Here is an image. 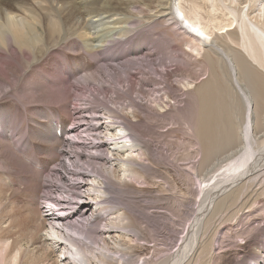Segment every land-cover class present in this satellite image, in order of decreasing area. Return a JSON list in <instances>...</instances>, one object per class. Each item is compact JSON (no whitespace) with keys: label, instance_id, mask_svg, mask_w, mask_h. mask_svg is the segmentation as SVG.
Returning <instances> with one entry per match:
<instances>
[{"label":"bare ground","instance_id":"obj_1","mask_svg":"<svg viewBox=\"0 0 264 264\" xmlns=\"http://www.w3.org/2000/svg\"><path fill=\"white\" fill-rule=\"evenodd\" d=\"M134 3L140 4V8L144 7L146 10H149L148 15L145 16L149 20H163L168 22L170 26L178 22L183 28H185V22L189 29L200 35L195 36L193 33L183 30V34H187L189 39L193 40V42L196 41L198 45L196 46L195 44L193 46L190 42L191 44H187V48L191 52V54H188V57H192V54L197 57L195 59L198 62L196 66L199 67L201 73L189 68V59L187 61L186 59L179 58L180 55L176 53L177 49H175L176 45L171 43L172 41H168L169 37L167 35L160 34L162 36H159L160 38L157 36L155 39L153 36L150 37L151 51L146 47H137L136 45L134 51L135 54L140 53L139 55L146 51L144 52L147 53L145 58L151 57L153 54L152 50H156L155 54L161 53L163 55L161 57L162 62L154 64V61H151L148 65H158V67H163V70H158V67H148L146 70L152 76L161 73L164 79L168 77L164 76V74L168 75L164 66L177 60L179 65L182 66V68L178 69V72H180L178 75L182 78L176 82V85H182L186 90L193 88L196 93L198 99L196 122L194 125H190L188 122L184 123L187 128H194L196 144L192 146H198V152L195 149L196 153L187 160L192 159L193 161L196 156L200 155V158L192 163L194 167H191V171H195L196 177L200 175L198 179L200 185L198 194L200 197L196 203L197 206L191 209L194 215L192 213L188 214V210L183 209H179L177 214L171 212V215L177 217L176 220H179V218L183 220V227L186 230L185 235L181 237L179 247L173 253L154 259L153 257H156L159 252L152 254L151 257H147L146 254V257L144 256L143 258H141L139 253L134 252L135 250H133L132 246L136 245L137 249H143V246L139 245V241L142 240L153 242V246L155 247L157 238L156 235H152V230L148 226H154V214L158 212L152 211V216L149 214L147 216H140L136 212V208H134L136 203L122 198V200H118L120 204L108 207L107 203L109 201L106 198L110 194L121 195L129 193L126 189V187H130L125 182L127 180L133 181L137 185L149 184L148 180L146 181L145 179V175L151 176L155 173H152L153 168L143 162L155 156L156 153L151 151L149 142L145 141L146 138L143 139L145 129H141L142 127L139 125L140 119H136L142 110L135 103L139 101H135V99L143 96L141 98L143 100L146 97L147 102L145 104L150 110L154 109V104L160 110H163L165 106L168 107L170 105L166 101H163L164 105L159 102L164 98L168 100L172 96L171 90L173 88L168 82V90L159 97H153L154 94L144 92V90L140 91V88H138V86L141 87L145 79L143 81L142 78H139L140 81L138 80L139 82L132 86V82L134 83L135 81V79L133 80L135 74H130L128 70L132 67H128V69L123 70L121 73L115 72V74H112L109 72L106 75L107 78L116 75L121 83L124 82L122 88H116L112 80H108L105 77L110 82L109 85L114 86L112 88L113 93L126 92L127 90L130 92L129 99H125L128 104L121 105L119 108H121V111L129 109L130 116L135 120L131 121L127 118H121V121L117 123L113 119L118 116H114L116 111L111 107H107V105L104 107L103 110L108 116L104 120L97 119L95 128H92L93 132L100 134V137H98L99 140L96 143H93L91 149H93L94 145V149L101 148L102 150V147H107L106 150L110 153V157L103 154L99 155L98 153L94 157L97 160L96 163H98L94 169L92 168L90 171L86 169L87 172H77L79 178L82 180V182L75 184L77 192L79 191L78 197H80L81 202L72 203L69 198H61L60 200L54 196L52 197V192L48 194V197H46L47 194H44L45 197L43 198H52L48 201L52 205L40 206V209L47 208L43 211L39 209L38 211H33L31 209L35 213H31V217L30 215L29 217L31 219L32 216L35 217V223L30 224V218H27V216L26 219L24 216L23 218L20 217L21 219L19 218V220L16 219L18 222L15 221V217L13 219V216H16L18 213L9 215L8 211L13 213L15 210H13L10 204L4 205L0 196V221L4 217L9 219L7 228L4 231L18 226L19 235L24 237L35 228V231L39 230L40 237L46 243L41 257H38L39 259L36 256H21V259L26 260L25 264H34V260L47 259L51 253H54L56 264H190V258H194L196 254L198 257L195 258V262L197 263L201 259L199 256L206 251L209 245L204 241L206 240V227L212 224L216 216H220L227 211H234L233 213L230 212V216L236 217L235 214L241 211L238 215L239 217L243 216L247 219L253 216L252 218L257 223L264 221L263 218L257 217L259 215L258 209L264 206V200H262L264 198V0H0V91L8 88L9 90L6 89L5 93L12 92L14 100L11 101L12 104L9 102L8 106L0 104V152H5V165L15 170L21 177L25 172L30 171L21 160L22 157L28 158L30 156V154L26 155L28 150L21 151L23 156L16 154L12 148L13 144L8 140L12 138L13 134H11L10 129L8 131L4 130L5 124L9 125L8 128L10 126L13 127L14 123L9 119L16 114L13 108L16 106L14 102L27 105V102L29 103L28 100L56 99L59 106L62 107V110L58 111V113L66 116L65 107L63 104L61 105L63 100L61 97L64 94L67 95V91L64 88L65 83L62 79L59 82V79L55 78V72L62 69L63 75L67 76L74 69L79 70L86 65L90 68L92 64L87 59L82 61L83 58L79 59L80 57H74L75 55L70 56L66 54L65 51L67 50L65 49H69L70 51L83 50L84 53L90 55V61L94 59L95 62L106 60L117 62L119 60L118 55L120 54L108 51V49H111L113 44L118 41L120 44L126 43V40L131 41L130 37L133 38L132 36L138 34V27L130 26L134 22L133 18L136 17L132 13L136 9ZM151 4L154 5L151 6ZM142 31L144 32V30ZM186 41L188 42L189 40ZM163 48H165V52H163ZM125 50L123 49L121 52H125ZM103 51L107 53H102ZM164 59H166L165 63ZM174 65L175 68L178 66L176 62ZM141 67L146 68L147 65H142ZM48 68L55 71H53L51 81L48 83L44 80L40 81L35 75L30 78L27 84H22L17 80L19 78V76L17 77L19 74L18 69L21 72L25 70L26 73H30L32 70L44 71ZM199 69L196 68V70ZM164 70L165 72H163ZM206 73L208 75L206 80L201 81L196 86L195 81L202 74ZM174 75L176 76V74ZM92 79L93 82L97 81L91 88L88 84L81 83L79 85L80 87L83 86L81 87L83 90H87L83 94L88 92L89 95H94L93 91L102 88L103 80L101 79L100 72L93 75ZM159 91L155 90V92ZM19 93L28 99L21 100ZM101 94L102 92H100ZM168 94H170V97ZM114 105H116V102H114ZM144 110L148 112L146 116L151 118L149 114H152V112L146 110V108ZM50 118L52 119L53 117L50 116ZM81 127L80 123L79 125L64 126V132L66 134L70 133V140L65 146L66 149L62 150L66 153L68 157L66 159L69 163L65 161L60 165L64 167L65 175L69 173V166L75 167L73 163L75 160L73 162L70 160L78 157L77 148L81 144L74 140V135L72 134H75ZM20 132L22 131L20 130ZM15 136L18 141L23 138L21 134H16ZM52 139L55 141V138ZM48 145L47 153L51 152L52 148L50 143ZM75 147L76 149H74ZM54 153L47 155L48 157L50 155L53 157ZM35 158L37 159V157ZM157 158L161 157L158 156ZM38 160L40 159L38 158ZM116 164H120L121 174L118 173L119 169L116 170ZM88 167L91 168V165ZM60 168H55L57 169L55 171V178L58 181L62 180L65 190L68 191L67 189L72 188L71 184H69L68 178L65 179L66 176L63 175L64 173H62L63 171ZM134 168L137 170H134ZM37 172L35 170L34 172L31 171L32 177L26 178V180H30H27L26 183L28 181L31 182L30 188L33 192L41 189L45 185L44 182H49L50 186L57 187L59 182H55L54 177L50 180H41L39 182L38 177L35 176L36 178H34L33 176ZM9 173L11 172L7 169L6 175ZM187 176L190 175L188 174ZM112 178L116 179L119 185L114 183L111 180ZM0 179L2 181L0 182V195L6 194L11 196L15 191L19 190L18 187H10L13 183V181L10 182V179ZM23 179L25 178H19V181ZM88 179L90 180V184L86 181ZM6 183H10V185H6ZM154 183L156 184L157 181ZM167 183V181L163 182V184ZM64 185H59L58 187L62 190ZM131 188L132 190L135 189L134 187ZM65 190L64 193H66ZM140 191H142V187H140ZM53 205L60 207L64 205V207L55 210L52 208ZM66 205L73 206L69 212H65L69 209ZM122 208L124 210L117 213V210ZM24 210L30 211L28 208ZM47 211L50 213H46ZM78 218H82L85 222H81V219L79 220ZM38 220H42L46 224L45 227H42L38 223ZM182 220L179 221L181 222ZM102 222H104L103 225H101ZM134 222L142 223V228L148 230L146 237H141L140 232H142V229L134 226ZM93 224H96V227H93ZM249 224L251 225V223ZM221 225L217 229L223 232L224 227ZM87 226H89L88 231L86 230ZM263 226V229L258 230L259 234H256V238L252 237L255 239L252 243L256 241V244L253 243L255 251L249 257L255 256V261L264 264ZM248 228L251 229L250 227ZM115 229L121 230L124 238H126L127 241L123 239V244H110L111 242L106 239V236ZM252 229L255 230L256 228L252 227ZM216 232L219 231L216 230ZM207 236L209 237V235ZM109 238L112 239V237ZM31 239L36 240L35 236H32ZM213 240L212 238V242ZM209 246L212 245L210 244ZM154 247H149L150 249L153 248V253L154 250L157 251ZM210 248L212 249V247ZM15 249L17 250L15 251ZM19 249L14 244L7 245L4 237L0 239V264H18L19 260L17 261L16 259V252ZM47 249L50 251L49 253ZM221 253L223 255V252ZM249 257L246 263L250 261Z\"/></svg>","mask_w":264,"mask_h":264},{"label":"rangeland","instance_id":"obj_2","mask_svg":"<svg viewBox=\"0 0 264 264\" xmlns=\"http://www.w3.org/2000/svg\"><path fill=\"white\" fill-rule=\"evenodd\" d=\"M134 5L136 6V9L133 10L132 13H134L133 15L136 16L138 19L136 17L135 18L137 20L135 18H133L134 22L131 23L130 26L136 27V28L138 27V29H137L138 34L132 36L133 38L130 37L131 41L126 40V43H122V44H120V42L118 41V42H116L117 44L116 43L113 44L114 48L112 46L111 49H108V51L110 50V51H113L115 53L120 54V55H118L119 60H117V62L111 61V60H106V61H102V62L101 61L95 62L94 59H91V61H90V59H89L90 55L88 53H84L83 50L77 49L76 51H70L69 49H65V50H67V51H65L66 54H68L70 56L75 55L74 57H77V58L80 57L79 59L83 58L82 61L87 59V61L89 63H91L92 66H90V68L88 67V65L81 67V68L79 67L80 68L79 70L74 69L71 71L72 73L70 72L69 75H67V76L63 75L62 69L56 70V72L50 68L45 69L44 71H36V70L33 71L32 70L30 72L31 74L26 73L25 70H23L21 72V70L18 69L19 74L17 75V77L19 76V78L17 80L19 82H21L22 84L23 83L27 84L33 75L37 76L38 79H40V81L44 80L48 83L49 81H51V75L54 72L56 74L55 78H58L59 82H60V79H62V81L65 83L64 88L67 91V92L65 91L67 93V95L64 94L61 97V99H63L62 102L65 103L64 104L61 102V105L63 104V106L65 107L66 114L68 112L70 113V116H72L71 118L73 119L74 123H77L78 125L80 123V125H82V127L75 133L76 135L72 134V135H74V140L81 145H79L77 148L78 157L70 160L71 162H73L75 160L73 162L75 167L72 168V166L70 167L69 164H67V166H69V168H70V170H68L69 171L68 175L67 174L65 175L64 167L59 166V168L61 167L60 170L63 171L62 173H64L63 175L66 176L65 179H67V178L69 179V184H71L72 188H69V189H67L68 191H66L64 182L62 180L58 181L55 178V174H54L53 176L50 175L51 176L50 178L44 177V178H38V180H39V182H41V180H50L51 178L54 177L55 182H59L57 187L50 186V183L48 182L47 183L48 186L44 185L41 189H38V191L33 192V190L30 188L31 182H29L30 181L29 179H27L29 181L26 183V181H27L26 178L32 177L31 171H33V172H34V170L38 171L36 166L33 165L32 162L34 160L37 161L39 158L40 159L39 161L43 165H47L48 164L47 162H49L50 159L53 158V157H51V155H50V157H48L47 154L53 153L55 151L56 152L58 151L59 153H61L62 150L66 149L65 147H63V149L59 148L56 150L57 142H56V140L54 141L52 139L53 138L51 136L52 133H50L51 128L49 127V125H47V123H49V124L53 123L54 122L53 119H56L58 117L61 118L59 120L63 121V120H65L66 116H62L60 113H58V111L62 110V107L59 106L56 99H54L55 101L51 98H45L44 100L36 99L35 101L28 100L30 104L27 102V105H24V103L23 104L21 103L22 104L21 105L19 102L15 101L14 103H16V104H14V105H16V106L13 108H14V113H16V114L13 115L9 119V120H12V123H14L13 127L10 126V128H8L9 125L5 124L4 130L5 131H8V129L11 130V134H13V135H12V138H9L8 140L11 141V143L13 144L12 148L14 149L16 154L23 156L21 151L22 150L23 151L28 150V153L26 152L27 153L26 155L30 154V156L28 158L22 157L21 160L29 168L30 171L25 172L24 175H22V177L25 179L19 181V178H22V177L20 175H18L15 170L10 169L5 165L6 164V163H4V161L6 159V157L4 156L5 152L2 153V151H1L0 152L1 153L0 154V174H1L0 178L10 179V182L13 181V183L10 187L11 188H17L18 187L19 190L15 191V193L12 194L13 196L11 195L12 197L8 196L6 194L0 195V196L2 198V202L4 203V205L10 204L13 207V210L16 211V213H15V211L13 213L8 211V213H10L9 215H15L18 213L16 216H13V219L15 217L14 220L17 222H18L20 217L23 218L25 216L24 218L26 219V216L28 218L31 213H35V212H32L31 209H33V211H38V209L43 211V210H46L47 208L40 209V206L52 205V204H49V202H48L52 198L46 199L47 205L42 203V202H44L43 197H45L46 194H47L46 197H48V194H50L51 192H52L51 193L52 197L54 196L60 200H61V198H69L72 201V203L81 202L80 197H78L79 191L77 192V187L75 184L82 182V180L79 178V174L77 172L78 171L79 172L80 171L87 172L86 169H88L89 171L92 168L94 169L96 164H98V163H96L97 160L94 157H96V155L98 153H99V155L103 154L105 156L108 155L110 157V153L108 152V150H106L107 147H102V150H101V148L94 149V146H95L94 145L93 149H91L93 143H96L99 140L98 137H100V134H97V132L96 133L93 132L92 128L93 129L95 128V123H96L97 119L98 120H104V118L108 116V114H105V111L103 110L104 107L107 105V107H111L112 109H114V111H116L114 113L115 114L114 116H116V115H118V116H116V118H113V119L117 123H119L121 121L120 120L121 118H123V119L127 118L131 121L135 120L134 118H132L130 116L131 114H130L129 109L121 111V108H119L121 105L128 104V102L125 99H127V100L129 99L130 92H128V90H127L126 92L113 93L112 88H114V86L109 85L110 82H108V80H112V82L114 83L116 88H122V84H124V82L121 83L119 81V79L116 77V75L113 77H110V78H107L106 75H108L109 72L112 74H115V72L121 73L123 70L128 69V67H132V68L128 69L130 71L129 72L130 74L131 73L135 74L133 76V80L135 79V81H134V83L132 82V86H134L135 83L139 82L141 78L143 79V81L145 79V81L142 82L141 87L138 85H136V86H138V88H140V91L144 90V92H150V94H154L153 97L154 96L159 97L164 92H166V90H168L167 85L169 82L173 88L172 90L171 89L170 90L172 91V96H174L173 97L174 99L172 98V96L170 97V94H168L170 97V98H168V100L166 98L162 99V101L159 102L160 104L164 105L163 101H166V103L170 105L168 107L165 106L163 108V110H160V108L156 104H154L155 105L154 109L150 110V108H148V106H146V104H145L147 102L146 97L143 98V100H141V98L143 96L135 99V101L136 100L139 101V102H135V103H137L138 106H140L139 109L142 110L141 112H139L140 114H138V117L136 119H140L139 125H141V127H142L141 129H143V130L145 129L143 132V139L146 138L145 141L149 142L148 143L150 146L149 148L151 149L152 152L154 151L153 153H156L155 156L149 158V160H146L143 163L147 164L151 168H153L152 173H155V174H152L151 176L145 175L146 181L148 180L147 182H149L148 185H144V184L137 185V184H134L133 181L127 180L125 182L130 187L129 188L126 187V189L129 193H124L121 195L110 194V196L108 195L107 196L108 198H106L109 201L107 203L108 207H112V205L120 204V202H118V200H122V198H126V200H130L129 202L136 203V205H138V206L134 205V208H136V212H138V214L140 216H142V215L147 216L148 214L150 216H152L151 215L152 211L158 212V213H155L156 215L154 214V219H155L154 226H148V228H150V230H152V235H156L157 240H156L155 247L153 246L154 245L153 242H147L144 240L139 241V245L143 246L142 250H140L139 248L137 249L136 245L132 246L133 250H135L134 252L139 253L141 255V258H143L146 254H147L146 255L147 257H149V256L151 257L152 254L159 252L156 257H153L155 259V258H159V257H164L167 254L173 253V251H176L177 248L179 247L180 243H181V237H183L186 233L185 232L186 230L183 227V223H184L183 220L181 218H179V220H182L181 222L179 220H176L177 217L171 215V212L177 214L178 213L177 211L179 209H183V210H188V212H187L188 214L192 213V215H194L191 209H193L197 206L196 203L200 197V195L198 194L199 188H200L198 179H199L200 175L198 177H196V175L194 174L195 171L194 172L191 171V167H194L192 165V163L196 162L200 158V155L196 156V158L193 159V161H192V159L187 160L193 154H195L196 151L198 152V149H197L198 146L197 145L192 146L193 144H196V136H195V133L193 131L194 128L193 127H191L192 129L187 128L186 124H184L185 122L190 123V125L195 124L196 115H197L196 105H197L198 99H197L196 93L194 92L193 88L186 90L185 88L182 87V85L181 86H179L178 84L176 85V82L182 78L181 76L178 75V74H180V72H178L179 71L178 69L180 67L182 68V66L179 65L177 60H174L173 63H170L167 66H164V68L167 70L166 72L168 73V75L164 74V76H168L167 78H165V79L162 78L161 73L154 74V76H152V74H150V72H148V70H146V69H148V67H151V68L152 67H158V65H154V66L151 65L150 66V65H148V63H150L151 61H154L153 62L154 64H158L159 62H162L161 57L163 55L159 52L158 53L156 52L157 54H155L154 52L156 50L155 51L152 50L153 54L151 55V57L145 58L147 53H144V52H146V51L141 53V55H139L140 53H138V54L136 53L137 54L136 55L134 53V51L136 49L135 47L136 46L137 47L142 46L143 48L146 47L148 50H150L152 48V46L149 42L151 40L150 37L153 36V38L155 39V37L157 38V36H158V38H160L159 36H162V35L166 36L167 35L169 37L168 41H172L171 43L176 45L175 49H177L176 53L180 55L179 58H181L183 60L186 59L187 61L189 59V68H191V70H193V71H198V73H201V71H200L199 67L196 66L198 62H196L195 59L197 57L194 56V54H192L193 55L192 57H188V54H191V52L187 48V44L192 43L191 45L195 46L196 41L193 42V40L189 39V36L187 34L186 35L183 34L184 33L183 30L185 28L181 27L180 23L178 24V22H177V24H173L170 26L168 22L163 21V20H159V19H157L156 21H152L151 19L149 20L145 17L146 15H148L149 10H146L144 7H142L143 9L140 8L139 7L140 4L138 5V4L134 3ZM153 5L154 4H151V6H153ZM184 6H186V5H184ZM139 18H140V20H139ZM140 30L141 31L144 30V32L143 31L141 32ZM160 34H162V35H160ZM186 40H189V41L187 42ZM129 42H131V43H129ZM131 45H132V47H131ZM196 46H198V45L196 44ZM119 47H121V49H119ZM123 49H126L125 52H121ZM164 49L165 48H163L162 50H164ZM119 50L121 53L119 52ZM106 51H103L102 53H107ZM163 52H165V50ZM76 54H78V55H76ZM139 58H140V60H139ZM144 60H145V62H144ZM92 61H94V62H92ZM165 61H166V59H164V63H165ZM123 62H124V64H123ZM134 62H137V63H134ZM175 62H176V64H178V66H176V68L174 65ZM199 63H201V62H199ZM142 65L143 66L147 65V67L142 68L141 67ZM162 68L158 67V70H163ZM196 68H198L199 70H196ZM136 70H138V71H136ZM168 71H170V72H168ZM97 72H100L101 79L103 80L102 88L96 89L95 90L96 92L93 91L94 95H89L88 92H86V94H83L86 89L84 88L85 90H83V88H81L83 86L80 87L79 85L81 83L85 84V85L88 84L89 87L91 88L93 84H96L95 82L97 80L95 82H93L92 76L95 75ZM163 72H165V70ZM174 74H176V76ZM88 75H90V76H88ZM148 75L150 76V78ZM118 76H120V75H118ZM207 76H208L207 73L202 74L195 81L196 86L201 81H205ZM62 77H64V78H62ZM105 77L108 80H106ZM53 79H54V77H53ZM153 79H154V81H153ZM112 82H111V84H113ZM118 84H120V85H118ZM147 84L150 86H148ZM48 86H49V84H48ZM123 88H124V90H126L125 87H123ZM6 89H8V88H5L4 91H0V104L8 106L11 103V101H14V100L12 98L13 93L12 92L5 93L7 91ZM155 90H160V91L155 92ZM100 92H102L101 95H100ZM19 94H20L21 100H24V99L27 100L28 99L25 96H23V94H21V93H19ZM95 95H96V97H95ZM66 96H67V99L65 100ZM134 96H136V95L134 94ZM104 98H107V99H104ZM110 98H112V100H110ZM169 99H170V101H169ZM70 102H72V104L74 105L73 108H75L73 112L69 111V110L67 111V109H66V105H68V103H70ZM114 102H116V105H114ZM17 104H19V105H17ZM21 106H22V108H21ZM100 106H102V107H100ZM25 107H27V108H25ZM144 108H146V110H150V112H152V114H149V116H151V118H148L146 116V114H148V112H146L144 110ZM29 112H30V114H29ZM50 116H52L53 118L51 119ZM65 122H67V119ZM77 124H75V125H77ZM146 124H147V126H146ZM20 130L22 132H20ZM86 131H88V132H86ZM17 132L19 134L23 135V138L20 141H18L17 137L15 136L16 134L19 135ZM87 133H89V134H87ZM25 135H26V137H25ZM45 136H47L48 138L47 137L44 138ZM82 137H83V139H82ZM10 139H12V140H10ZM28 139H30V140H28ZM41 139L42 140L44 139V140L42 141ZM48 139H50V140H48ZM49 143H50V146L52 145L51 146L52 148H51V152L49 151V153H47V147L49 146L48 145ZM190 144H191V146H190ZM14 146H16V147H14ZM59 146H61V144H59ZM60 149H61V151H59ZM74 149H76V147ZM189 149H191V150H189ZM195 149H196V151H195ZM158 156H160L161 158H157ZM35 157H37V159ZM66 157L67 156H65V161H66V163H69L67 161ZM62 158L63 157L60 158V162H61V160H63ZM87 158H89V159H87ZM41 163L39 164L40 167H41ZM140 164H141V161H140ZM90 165H91V168L88 167ZM49 166H51V165H49ZM67 166H66V168H67ZM120 168H121L120 164H116V170L119 169V171H118L119 174H121ZM7 169H9L11 173L6 175ZM48 169H49V167H48ZM78 169H80V170H78ZM185 169H187V170H185ZM134 170H137V169L134 168ZM37 173L33 175L34 178H36L35 176L38 177ZM186 173H187V175L189 174L190 176H187ZM90 174H92V173H90ZM89 179L86 180L88 182V184H90ZM100 180H102V179L100 178ZM111 180L114 183H116L117 185H119V182L116 179L112 178ZM191 180H192V183H191ZM155 181H157L156 184L154 183ZM166 181L168 182L167 183L168 185L163 184V182H166ZM0 182H2L1 179H0ZM6 185H10V183L9 184L6 183ZM59 185H64L63 189L66 191V193H64L63 189L61 190V188L58 187ZM131 187H134L136 189V191H135V189L132 190ZM140 187H142V191H140ZM70 191H71V193H70ZM136 192H139V193H136ZM8 197H11V198H8ZM53 199L56 200L55 198H53ZM262 200H264V198ZM258 206H260V205H258ZM12 207H10V208H12ZM52 207L59 209V208H63L64 205H62L61 207L53 205ZM66 207L69 209L66 210L65 212H69L71 207H73V206L72 205L71 206L66 205ZM131 207H133V206H131ZM27 208L30 209V211L27 210ZM261 208L258 209L259 213L258 212L257 213L259 215H257V217L258 218L260 217V219L263 218V220H264V206ZM24 209H26L28 212L25 211ZM123 210H124V208L117 210V213L122 212ZM140 210H141V214H140ZM114 211H116V210H114ZM125 212L128 213L126 210H125ZM230 212L231 211H227V212L221 214L220 216H216L214 218V220L212 221V224L210 226L206 227L207 228L206 235H205L206 240H204V241L206 242L207 245L211 244L212 246L208 245V248L212 247V249L206 248V251L202 255L199 256L201 258L200 262H197V263L195 262V258L198 257V256H196L197 254L195 255L194 258H190V264H200V263H202V264H263L261 262L258 263L257 261H255L254 260L255 256L252 258H250L249 256H250V254L253 253V251H255V248L253 247V245L256 244V241L253 242L254 244L252 243V241L255 240L253 238H256V236L259 234L258 230L263 229L262 226L264 225L263 224L264 221L261 223L258 222L259 223L258 224L252 218L253 216L248 217L247 219L243 216L239 217L238 215L241 212V211H239L237 214H235L236 217H234L232 215L230 216ZM233 212L234 211H232L231 213H233ZM42 213L45 214L44 212H42ZM46 213H50V212L47 211ZM60 213L63 214L64 212H60ZM20 214H22V215H20ZM30 217H31V215H30ZM235 218H239V219H235ZM16 219H18V220H16ZM80 219L79 220L81 222H83V223L85 222L82 218H80ZM173 219H175V220H173ZM145 220H146V218H145ZM246 220L248 222L247 224H246ZM34 221H35V217L32 216V219L31 218L29 219V223L34 224L35 223ZM222 221H224V222L221 223ZM8 223H9V219H7V217H4L1 219V221H0V239H3V237H4L7 245L14 244V245H16L17 248H20L19 251L16 252L17 253L16 259H17V261L19 260L18 264H20V263L25 264L26 260L24 261V259H21V256H23V255H26L27 257H29V256L35 257L36 256L37 258L38 257L40 258L41 253H42L43 248H44L46 243L40 237L39 230L35 231L34 230L35 228H33L30 233H28L26 236H24L25 237L24 238V237L19 235V233H18L19 227L18 226L12 227L11 229L4 231L7 228ZM38 223H40L42 225V227H45V225H46L43 223L42 220H38ZM46 223H47V221H46ZM249 223H251L252 226ZM103 224H104V222H102L101 225H103ZM133 224H134V226H138L139 228L142 229V232H140L141 237H146V235H148V230H146V228H142V223L139 224L138 222H134ZM220 224H222L224 227L223 232H222V230L220 231L219 229H217V228H219L218 226H220ZM92 226L96 227V224H93ZM255 226H258V227H255ZM88 227L89 226L86 227V230L88 229ZM248 227H250L251 229H249ZM252 227L256 228V229L253 230ZM216 230H218L220 233L216 232ZM11 233H13V234H11ZM30 234H31V236H30ZM207 235H209L210 238ZM32 236H35L36 240L35 239L32 240L31 239ZM75 236H79V235H75ZM106 237H107L106 239H108L111 242L110 244H112V243L123 244L124 241H127L126 238H124L121 230H117V229L110 232L109 235ZM109 237H112V239ZM220 237H223V238H220ZM212 238L214 239L213 242H212ZM123 239H125V240L123 241ZM220 241H222L223 243L222 242L220 243ZM13 242H15V243H13ZM20 244H22L21 247H20ZM151 246L154 247V249L156 248L157 251L154 250V253H153L152 252L153 248H151V249L149 248ZM223 247H225V248H223ZM16 250L17 249H15V251ZM47 250H46V252H47ZM208 250H209V252H208ZM49 252L50 251L48 250V253ZM219 252H220V254H219ZM221 252H223V255ZM48 257H47V259L46 258L40 259L39 261L34 260V264H56L55 258H54L55 257L54 253L49 254ZM248 257H249L250 261H247V263H246V260Z\"/></svg>","mask_w":264,"mask_h":264}]
</instances>
